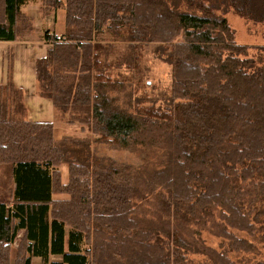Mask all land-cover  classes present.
Instances as JSON below:
<instances>
[{"label": "trees", "instance_id": "1", "mask_svg": "<svg viewBox=\"0 0 264 264\" xmlns=\"http://www.w3.org/2000/svg\"><path fill=\"white\" fill-rule=\"evenodd\" d=\"M35 1L65 13L64 34L45 33L51 49L34 64L40 96L86 136L57 141L52 123L17 118L20 92L11 80L0 85V167L12 184L0 194V264H10L15 242L14 264H101L96 253L111 264H193L190 255L238 264L255 250L238 234L263 232L264 242V47L238 45L224 17L264 25V0H0V41L24 35L21 9ZM115 43L139 59L141 46L154 45L171 67L169 89L138 98L131 113L106 93L122 87L109 71L118 61L104 60ZM84 141L162 156L142 173L72 159ZM204 232L223 247L207 246Z\"/></svg>", "mask_w": 264, "mask_h": 264}, {"label": "rangeland", "instance_id": "2", "mask_svg": "<svg viewBox=\"0 0 264 264\" xmlns=\"http://www.w3.org/2000/svg\"><path fill=\"white\" fill-rule=\"evenodd\" d=\"M230 28L234 31L235 42L238 45L246 46L249 49L255 47H264V25L256 24L250 21H246L237 17L232 11L224 15ZM100 39V38H99ZM108 38L102 39V44H107ZM112 44V43H109ZM113 53L116 55L124 54V57H120L116 60L114 54H112V48L108 50L104 57L105 63L112 64L116 62V66L109 71L112 80L118 81L122 87L116 90H107L106 93L110 98H116V104L128 111L133 112L134 102L138 98H144L145 96L155 99L163 92L167 91L171 84V67L157 57L154 51V45H143L139 52L142 58H137V52H131L126 43H115ZM250 56L256 57L257 52L249 51ZM125 59V60H124ZM120 60V61H119ZM121 60H124L123 62ZM147 92V94H145ZM21 101V100H20ZM21 104V103H20ZM160 104V101H159ZM8 106H12L9 102ZM18 108L15 104L11 107L10 113L17 118H23L26 112H16ZM21 113V114H20ZM68 120V116L65 117ZM57 120L59 121L58 117ZM57 123V122H56ZM54 122L55 138L57 140L63 137L74 139L75 141H81L84 135H80V128L75 125L69 127L65 124ZM82 136V137H81ZM86 136V134H85ZM54 138V139H55ZM55 139V140H56ZM85 145L73 146L71 149L74 152L72 159L83 160L85 156H91L103 160L105 163L114 162L117 165L130 166L136 172L142 173L150 172L153 169L158 168V163L161 160L162 152L156 148H143L136 147L133 149H119L114 145L107 143H95L84 141ZM87 145V146H86ZM66 165L62 164L61 169H57L60 173V180L67 181V174L65 175ZM68 171V169H67ZM11 181L9 169L0 167V194L4 193L5 197L9 191H11ZM59 196V194H56ZM10 205V204H9ZM263 232L256 233L254 238H248L245 234H238V236L247 238L254 242L255 250L250 253H239L238 264H264V242H261L260 235ZM202 239L207 246L212 247L215 250H220L222 246V240L208 233H202ZM18 246V242H15L10 249V264H14L15 253ZM223 247V246H222ZM98 260L101 264H111V257L107 255L96 253ZM233 257V255H232ZM189 259L193 264H212L206 257L199 255H190ZM234 259V258H233ZM117 260V259H116Z\"/></svg>", "mask_w": 264, "mask_h": 264}, {"label": "crops", "instance_id": "3", "mask_svg": "<svg viewBox=\"0 0 264 264\" xmlns=\"http://www.w3.org/2000/svg\"><path fill=\"white\" fill-rule=\"evenodd\" d=\"M21 12L28 17V29L24 35L12 42L0 41V85L11 80L21 94V104L26 112L22 119L28 122L52 123L55 138L54 122L63 123L57 120V112L50 100L40 96L34 64L36 60L45 57L47 51L51 49L50 43L43 39L44 34L58 38L64 34L65 13L63 10H58L55 14H46L39 1L26 4ZM83 135L85 137V134ZM68 139L71 138L63 137L60 140ZM63 169H65V175L67 174V181L61 180V183L65 185L68 182L67 165ZM53 198L63 200L67 199V196L54 195ZM50 259L52 262H61L59 256ZM31 264H40V260L32 258Z\"/></svg>", "mask_w": 264, "mask_h": 264}, {"label": "bare ground", "instance_id": "4", "mask_svg": "<svg viewBox=\"0 0 264 264\" xmlns=\"http://www.w3.org/2000/svg\"><path fill=\"white\" fill-rule=\"evenodd\" d=\"M152 227V226H151Z\"/></svg>", "mask_w": 264, "mask_h": 264}]
</instances>
